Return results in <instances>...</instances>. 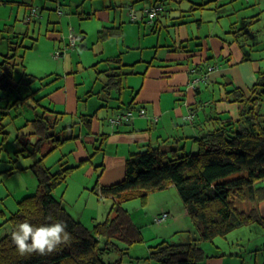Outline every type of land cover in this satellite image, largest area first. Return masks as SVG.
Returning <instances> with one entry per match:
<instances>
[{"label":"crops","instance_id":"0c3cea01","mask_svg":"<svg viewBox=\"0 0 264 264\" xmlns=\"http://www.w3.org/2000/svg\"><path fill=\"white\" fill-rule=\"evenodd\" d=\"M135 1L0 0V52H9V44L14 46L17 41L37 53V59L33 56L35 60L25 63L27 55L22 52L25 72L34 77L31 82L21 76L17 66L18 74L7 78L6 87L0 85V225L16 211L19 200L37 187L29 166L40 157L39 151L30 154L26 150L21 155L16 151L24 147L23 142L28 143L26 149L33 148L37 140L33 119L41 111L56 113L55 130L60 134L62 128L72 125L64 132L70 130L76 136L52 149L57 168L52 169L43 159L44 164L51 171L64 163L76 165L67 178L75 182L79 196L85 195V205L92 191L101 217V206L108 210L112 198L98 190L123 179L130 154L148 145L178 146L189 152L196 149V137L238 118V105L227 99L226 91L233 87L247 91L264 73V0H147L141 5ZM153 4H160L161 9L151 22L143 8ZM32 6L39 9V15L28 19ZM131 11L135 19L130 18ZM127 21L132 23L126 32ZM140 24L149 33L142 31ZM70 30L82 36L73 46L69 45ZM36 34L47 42H41ZM127 35L131 42L126 41ZM56 51L62 55L54 57ZM210 65L213 69L207 80L194 82ZM36 79L40 83H32ZM108 80L115 84L107 90ZM141 107L143 116L137 112ZM126 110L134 117L120 124L109 121L110 116ZM7 113L24 120L17 126L12 119L13 128L24 130L12 139L11 147L5 130L8 115L2 116ZM82 114L90 121H82ZM48 146L49 142H44L42 150ZM20 157L28 161L17 162ZM76 174L81 178L77 180ZM61 200L71 216L82 219L72 213L74 206L65 194ZM143 204L142 208H148H144L145 216L142 212L135 217L130 214L137 225L138 221L148 225L155 215L168 213L154 235L148 236L146 228L141 230L147 251L152 241L184 231L176 228L175 219L190 215L173 184L151 192ZM258 208L264 215V199ZM191 223L194 226L192 219ZM253 224L247 226L255 228ZM255 247L258 250L259 244ZM223 256L220 252L215 262L210 259L205 264H255L236 251L229 255L236 263ZM146 263L124 256L118 264Z\"/></svg>","mask_w":264,"mask_h":264},{"label":"trees","instance_id":"16d2710c","mask_svg":"<svg viewBox=\"0 0 264 264\" xmlns=\"http://www.w3.org/2000/svg\"><path fill=\"white\" fill-rule=\"evenodd\" d=\"M1 38V37H0ZM6 53L0 52V85L6 87L7 78H13L17 66L21 76L31 82L34 77L25 72L23 53L25 47L15 41ZM26 48V47H25ZM108 80L104 88L114 87ZM226 97L238 105V118L214 126L196 137V149L186 152L178 146L160 147L148 145L132 153L125 163L122 180L103 185L98 194L111 197V209L103 221L92 230L75 219L65 208L62 200L53 194L54 188L66 180L76 166L62 164L51 171L43 162L59 143L74 138L62 128L55 130L59 121L52 110L46 109L33 119L37 140L32 149L23 142L16 151L21 155L39 151L29 166L37 180L35 191L18 202V208L0 225V264H118L127 252V246L140 243L143 236L124 203L139 199L145 203L154 191L173 184L186 207L197 233L179 231L177 240L162 239L149 245V257L159 264H198L205 256L199 241L252 223L264 231V215L258 204L264 199V73L247 90L233 87ZM89 122V116L81 115ZM29 134V133H28ZM49 146L42 150V144ZM28 221L34 226L64 221L72 239L48 255L33 253L21 256L12 241L15 226ZM107 255V258H106ZM111 255H115L113 259Z\"/></svg>","mask_w":264,"mask_h":264},{"label":"rangeland","instance_id":"374dc122","mask_svg":"<svg viewBox=\"0 0 264 264\" xmlns=\"http://www.w3.org/2000/svg\"><path fill=\"white\" fill-rule=\"evenodd\" d=\"M137 1H135L136 4H140L141 5L143 2H146L147 0H137ZM144 7H147V6H144ZM37 13H38L37 14V16H38L39 15V9H38ZM130 18H131V16H130ZM19 23H21V22L19 21ZM128 23H132V22L127 21L125 23L126 32H127ZM140 25H141L142 31L146 30L147 33H149L146 26H143L142 24H140ZM24 26H26V25H24ZM35 36H40L39 39L41 40V42H47V40L43 39V35L36 34ZM119 40H121V39H119ZM126 41L127 42H131L132 39L127 35ZM142 41H144V40H142ZM50 42H52V41H50ZM24 44H27V41H25ZM18 52H20V53H22V52L25 53L26 52L27 58L25 57V54H24V62L25 63H26V61L29 62V61L35 60L33 58V56L37 59V53L36 52H32L30 50L28 51V50H26L25 47L19 48ZM60 60H58V61H60ZM28 68H30V67L28 66ZM27 71L29 72V69H27ZM15 73L18 74V71H16ZM19 75H20V73H19ZM19 75H18V77H19ZM88 75H89L88 78L90 79V73L89 72H88ZM37 82L40 83V80L36 79L32 83L35 84ZM1 93L2 92L0 91V95H1ZM16 95L17 94H15L14 97H16ZM0 104H1V100H0ZM19 108L21 109V107H19ZM7 115H8V113L4 114L2 116H7ZM21 118L22 117L20 115L16 116V114L13 117V113H11L5 119L6 121H9V123H7L6 129H5V130H7L8 134H9V139H8V142H7L9 147L12 146L11 142H12L13 138H14V141H15L16 134L19 131H23L24 130V128L21 127V126H20V130L19 129L17 130L16 127L13 128L12 119L15 120L16 121V125L19 126V125L24 123V120H22ZM1 138H2V135L0 134V141H1ZM57 154H58V152L56 153V155ZM22 159H24V158L20 157L17 162H20ZM43 159L45 160V162H47V164H49L52 167V169L57 168L58 160H57V157L54 156L53 150H52V152H49L45 157H43ZM24 160L28 161L27 158L24 159ZM78 176L80 177L81 175L80 174L79 175L76 174L75 178H77V180H78ZM34 178H35V176H34ZM68 182H70V186L68 185ZM35 189L36 188H34V190ZM85 193H87V192H85ZM53 194L56 197H59V198H61L63 200H64V194H65V196L69 200V204L74 206V207H72V213L74 215H76V216L77 215L82 216V219L79 220V221H81L90 230H92L94 225L97 223L96 222L97 218H101L99 220L103 221L107 217V215L109 214V210L111 209V206H112V203H113V200H112L111 205H110L108 210H105L104 209V205H102L101 209H102V214H104V215H103V217L99 216L98 213H97V209H96V203L94 202L96 197H94V195L92 194V191H90V202L87 205H85V195H81V196L78 195L76 184H75V182H73L71 180V178H67L66 181L58 184L54 188ZM126 202H125V204H126ZM140 204H141V206L144 205L141 202V200H138V199H134V200H131L130 202H128V204H126V207L129 209V211H128L129 214H132L135 217L140 212H142L141 215H143V211L145 210L144 208H146L147 206L142 208L140 206ZM146 209H148V208H146ZM143 216H145V215H143ZM175 221H176L175 222L176 228H183L185 231H188V232L190 231V233L192 235L195 234L197 236L195 227L191 223L190 216L188 218H185L182 215H180L179 219H175ZM163 225L164 224L153 223L152 219H151L150 222L148 223V225H143V223H140L138 221V225L137 226H139L140 230H142V231H143V229L146 228V234L148 236H150L151 234L154 235L155 234L154 232L156 230L160 229L161 227H163ZM253 225L255 226V228H252L251 226H247L246 225V226L235 228V229L227 232L224 235H216L212 239L202 240V241L200 240L198 243L203 248L205 256H204L203 259L198 261V264H205L206 261L207 260L210 261V259H212L215 262L216 259L218 258L216 256L220 252L221 253H225V256H223L225 260H227L228 262L229 261H233L234 263H236V260L229 256L230 252H232V251L239 252L241 254V256H245L248 259L251 258L252 262H255V264H264V262H263L264 246L262 245L264 243V235H263V232H262L263 228L259 224H253ZM257 230H260V231H257ZM142 231H141V233H142ZM169 231H170V229H169ZM179 234L180 233H177V232L170 233L168 235V238H166V239L177 240V239L180 238ZM162 239H164V238H162ZM154 242L155 241H152L150 244H154ZM257 244H259V249L255 251V249H256L255 246ZM122 246H127V252L125 254L126 257L135 258L136 260L146 261L147 262L146 264H159V262L157 260L149 257V250L147 251L146 244L144 246V242L143 241L140 242V243H132L130 245L122 244ZM148 247H149V245H148ZM114 256L115 255H111L110 258L113 259ZM106 258H107V255H106ZM231 259H234V260H231Z\"/></svg>","mask_w":264,"mask_h":264},{"label":"clouds","instance_id":"9594fccd","mask_svg":"<svg viewBox=\"0 0 264 264\" xmlns=\"http://www.w3.org/2000/svg\"><path fill=\"white\" fill-rule=\"evenodd\" d=\"M66 229L67 224L64 221L39 227L24 221L15 226L12 241L21 256H29L33 253L48 255L56 251L60 245L71 241L72 237Z\"/></svg>","mask_w":264,"mask_h":264},{"label":"built area","instance_id":"2783aa9c","mask_svg":"<svg viewBox=\"0 0 264 264\" xmlns=\"http://www.w3.org/2000/svg\"><path fill=\"white\" fill-rule=\"evenodd\" d=\"M161 9V5L160 4H153L147 8H143V13L150 19V21L152 22L154 17L156 16V14L158 13V11ZM37 7L35 6H32L30 11H29V14H28V19L32 16V15H35L37 14ZM58 13H61L60 10H57ZM130 16H131V19H135V14L133 13V11H131L130 13ZM82 36L79 35V34H74L73 30H70V33H69V39H70V46H73L75 44V42L79 39H81ZM61 52L60 51H56L54 52V57H59L61 56ZM213 69V66H207V68L201 72V74L194 79V82H197V81H202V82H205L208 78V75H209V72ZM138 112V115L140 116H143L144 115V112H145V109L143 107L139 108V110L137 111ZM132 117H134V113L130 110H126L124 112H119V113H116L112 116L109 117V121L113 124H120L126 120H129L131 119ZM168 218V213L167 212H161L157 215H155L153 217V222L156 223V224H160V223H163L164 221H166Z\"/></svg>","mask_w":264,"mask_h":264}]
</instances>
